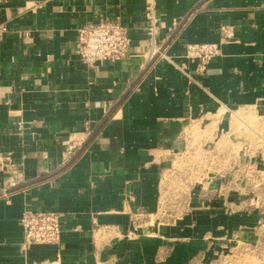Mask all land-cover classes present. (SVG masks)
<instances>
[{"label": "crops", "instance_id": "0c3cea01", "mask_svg": "<svg viewBox=\"0 0 264 264\" xmlns=\"http://www.w3.org/2000/svg\"><path fill=\"white\" fill-rule=\"evenodd\" d=\"M145 7L0 0V264H187L208 249L221 206L206 198L158 237L135 219L155 210L174 159L204 143L195 133L231 134L234 112L264 111V0H156L155 30ZM115 18L128 56L86 67L78 30ZM189 44L220 54L201 65ZM28 208L62 215L60 245L22 251Z\"/></svg>", "mask_w": 264, "mask_h": 264}, {"label": "rangeland", "instance_id": "374dc122", "mask_svg": "<svg viewBox=\"0 0 264 264\" xmlns=\"http://www.w3.org/2000/svg\"><path fill=\"white\" fill-rule=\"evenodd\" d=\"M233 115L231 134H194L195 142L204 143L167 168L160 202L145 217L158 237L193 210L208 209V202L197 203L202 198L220 204L211 208L218 218L211 220L208 249L187 264H264V111L254 107Z\"/></svg>", "mask_w": 264, "mask_h": 264}, {"label": "built area", "instance_id": "2783aa9c", "mask_svg": "<svg viewBox=\"0 0 264 264\" xmlns=\"http://www.w3.org/2000/svg\"><path fill=\"white\" fill-rule=\"evenodd\" d=\"M144 1L146 6L145 17L150 21L152 30H155L159 22L156 0ZM7 29L6 24L0 25V33L7 31ZM130 42L129 28L121 18L92 22L78 30L76 55L82 64L88 68L104 61L116 62L128 56ZM159 51L160 49L153 44L151 59ZM219 54L220 48L217 44H189L186 46L185 57L192 62L197 61L201 65H206ZM20 113L17 110L13 111L15 116H19ZM80 145L76 141L69 143V153L74 154ZM179 159H183V156L175 158L173 165H176ZM15 185L12 184V186ZM7 189L4 192H7ZM140 217L145 219L146 214H137L135 222H139ZM62 220V215L54 211L25 209L20 220L24 235L22 251L27 252L35 245H60L63 232Z\"/></svg>", "mask_w": 264, "mask_h": 264}, {"label": "water", "instance_id": "95a60500", "mask_svg": "<svg viewBox=\"0 0 264 264\" xmlns=\"http://www.w3.org/2000/svg\"><path fill=\"white\" fill-rule=\"evenodd\" d=\"M17 189H19V188L12 189V190H10L8 193H11V192H13V191H16ZM3 194H4V193H3ZM3 194H0V196H2Z\"/></svg>", "mask_w": 264, "mask_h": 264}, {"label": "bare ground", "instance_id": "6f19581e", "mask_svg": "<svg viewBox=\"0 0 264 264\" xmlns=\"http://www.w3.org/2000/svg\"><path fill=\"white\" fill-rule=\"evenodd\" d=\"M235 113V112H234ZM233 117H234V115H233ZM239 120H240V118H239ZM242 121V120H241Z\"/></svg>", "mask_w": 264, "mask_h": 264}]
</instances>
